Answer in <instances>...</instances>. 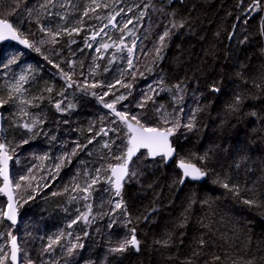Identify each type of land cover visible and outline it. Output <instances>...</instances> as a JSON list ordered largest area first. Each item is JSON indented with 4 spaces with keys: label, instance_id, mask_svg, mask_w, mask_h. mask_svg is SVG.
Segmentation results:
<instances>
[{
    "label": "trees",
    "instance_id": "obj_1",
    "mask_svg": "<svg viewBox=\"0 0 264 264\" xmlns=\"http://www.w3.org/2000/svg\"><path fill=\"white\" fill-rule=\"evenodd\" d=\"M73 1L74 9L69 11L68 20L74 26H85L92 13L83 16L78 11L80 1ZM145 2L146 8H140L144 16L138 30L140 47L136 65L121 79L132 87L124 88L117 84L105 97V102L110 103L115 96L126 95L127 99L116 104L117 110L130 115L139 114L142 122L154 127H166L155 111L160 105L169 114V120L179 119L181 125L187 122L194 110H203L196 113V127L192 131L181 126L172 135L171 142L176 149V159L172 164H166L161 157L151 160L140 154L133 160L130 169L137 172V177L126 182L122 191L129 215H121V210L114 209V204L106 200L107 197L112 200L120 197L117 199L113 192L105 191L110 185L102 179L95 187L102 197L97 209L94 206L97 216L94 220L90 216L92 222L85 224L88 232L82 239L84 247L69 256L65 232L60 244L53 245L52 250L57 255H64L63 258L69 262L67 264H247L249 260L264 264V208L245 205L214 183L218 176H230L240 185L241 197L264 203V0L256 9L251 8L252 0ZM46 3L49 0H0V18L8 19L40 48V52H36L23 47L24 57L38 65L27 93V100L35 105L31 106L30 112L44 121L42 130L32 135L38 137L27 143L19 139L16 144V150L22 157L20 170L23 176H28L25 172L32 156L44 149L49 139H67L58 181L49 184L50 187L39 197L35 195L24 205H17L19 218L27 215L36 223L33 236H28L23 244L19 243L24 264H28L29 259L33 264L38 263L45 252L42 245L44 231L65 220L63 209H76V205L68 207L71 203L68 188L75 176L76 160H87L90 171L92 166L95 172L101 169V177L109 174L103 170L109 164L118 163L113 158H102V150L98 149L96 163L93 164L92 153H87L88 148L104 139L100 136L101 128L109 130L120 124L111 110L93 98H66L63 84L46 71L48 68L54 71L72 68L73 81L80 85L83 81L81 76L88 67V59L78 52L80 36L62 35L58 38L59 43L53 45L48 42L50 38L37 28L42 18L41 9ZM181 21L185 26L172 30L173 34L162 52L163 59L154 63L153 49L158 46L159 35L172 22ZM41 40L45 42L41 43ZM6 45L0 44V53H4L2 48ZM45 57L61 68L48 66ZM149 68L152 69L150 72ZM133 71L136 72L135 78L131 75ZM92 79V83L105 85L91 88L100 92L108 91L106 85L115 84L118 80L112 71L105 72L103 68L97 70ZM177 83L181 84L182 92L173 87ZM150 85L159 95L149 92ZM212 85L220 91H211ZM48 88L52 91H47ZM161 88H172V91H161ZM145 94L153 95L155 103L149 101L144 108L137 107ZM236 95L242 96L243 101L239 110L233 112L228 106ZM174 96H183V100L178 102ZM58 101H63L61 107L65 111H57L55 103ZM69 104L75 107L68 109ZM253 112L255 116L251 115ZM126 131L122 125L117 134L123 149ZM71 139L87 147L71 150ZM90 139L93 140L91 144L88 143ZM141 153L146 154V151ZM205 153H209L212 159L201 164L199 158ZM181 159L211 169L206 181L202 184L187 181L180 187L181 173L176 162ZM13 165L11 160L12 169ZM14 182L20 181L14 178ZM29 191L30 188L27 192L23 188L17 193L14 190L16 200L17 195L25 200ZM0 200L5 203L6 199L0 195ZM193 200L195 203L189 208ZM185 217L187 221L181 227ZM128 220H131L130 224ZM2 223L6 230L18 235V227L5 220ZM109 224H112L111 228ZM131 228L136 229V237L141 242L140 251L136 253L129 248L124 253H111L110 249L120 240L131 236ZM201 239L206 242L203 246L199 243ZM165 240L168 241L167 247L156 243ZM217 256L219 260L214 259ZM58 262L59 259H51L48 264ZM6 264L11 262L7 260Z\"/></svg>",
    "mask_w": 264,
    "mask_h": 264
},
{
    "label": "rangeland",
    "instance_id": "obj_2",
    "mask_svg": "<svg viewBox=\"0 0 264 264\" xmlns=\"http://www.w3.org/2000/svg\"><path fill=\"white\" fill-rule=\"evenodd\" d=\"M79 1L80 5L78 6V8L80 6H83L84 8L81 9L80 7L78 11H81L82 14L86 10L92 13L91 20L85 22V26H74L72 25L70 20H68L69 11H72V9H74L73 0H51V2L46 3V7L43 6V8L41 9L42 14L40 17L42 18L37 23V28L40 29L41 26H46L48 28H51L53 31H57L60 28L71 29L72 27L82 29L79 34L74 33L72 35L81 37V44L78 52L84 54L86 59H88V67L86 68V71H84L83 77L81 76V78H83L82 83L80 85H75V82L73 81L72 68H68L64 71H54L48 68L46 69V71L63 84L62 86L64 87V96L66 98H69L70 96H79L83 98H93L95 100H98L97 96L102 95L104 92L92 91L91 88H89L88 92L85 93L80 90L81 87L84 86L85 81L88 84H91L93 81L92 76L97 72V70L99 71L102 68L103 71H105V68L108 69L105 72L112 71L118 80H121L123 76H126L127 71L129 70L127 64V48L133 46V41H135L134 53L132 56L133 67L136 65V61L138 58L137 52L140 47L138 30L143 24L144 16L143 11H141L140 8H146L147 4L145 0H97V2L102 5L108 3L109 7L96 8L93 12L90 10L94 7V5L92 4V0ZM40 3L41 1L38 3V5H40ZM121 9L123 11H121ZM116 12H120V15L116 16V20L114 21L116 26L114 27L112 24H109L107 17L110 15H115ZM76 16L77 13L75 17ZM128 20H131L132 23L128 24L127 28H124V25ZM105 25H107V27H105ZM101 29H103V31H100ZM121 29H123L124 31L122 34ZM62 35L67 34L62 33L58 38H61ZM93 36H95V39H92ZM121 38H123V44L120 43ZM104 43L112 46L107 50L100 48V45ZM12 44L14 43H9L2 48L4 53L3 57L0 59V100L8 101V103L0 106V143L6 144L9 149V155L12 156L11 160L12 164L14 165L13 169L11 168V180L13 183H15L14 178L15 180L17 179V181H19V178L23 176L22 171L20 170L22 157L16 150V144L19 139L28 142L30 139L38 137L32 135H36L42 130L44 121L39 116L32 113V111L30 112V110L32 109L31 106H35L34 103L32 101V104L26 103L28 102L27 93L29 92V88L33 84L32 80L35 76L34 71L35 68L38 67V65L30 58L24 57L26 53L22 46L18 47ZM33 44L35 45V42ZM89 44H91V47L88 46ZM117 46H119L121 50L118 51ZM98 48H100L99 52L96 51V49ZM13 56L16 59V63L9 65V67L7 68L3 67V64L7 63V59ZM46 61L48 63V66L52 65L53 68H61V66L59 64H56L53 60L47 59ZM42 67L45 68L44 65H42ZM64 73H68L71 76V79L74 82L72 87H68L69 81L65 79L63 75ZM21 75H24L26 79L25 81L20 82L21 92L16 93L13 91V86L17 84V81H19V77ZM76 88H78L77 91ZM92 92L97 93V96L91 95ZM10 95L13 97L12 99H9ZM25 113H27V115H25ZM33 121H38V123L35 124L31 131L23 127L24 124H32ZM121 127V124H117L116 128H111L117 129V131H108L105 129V131H108V134H100V136L104 137V139L101 140L99 144H94L92 147L87 149L88 154L92 153L91 161L93 164L96 163L95 154L96 150L98 149L102 150V158L108 159L113 158L115 154L120 155L124 151L122 146L118 143L119 140L117 138V134L119 133V129ZM9 133L10 136L8 135ZM62 139L63 140H60L58 137L55 140L49 139V141H47L46 147L39 151L37 154H34V156H32V159L29 161L28 168L25 174L31 177L34 176L35 179L31 180L32 188H30L29 193H27L28 196L31 195L34 197L35 195H37L39 197L40 194L44 193L45 190L50 187L49 184H54L56 181H58L61 167L57 169L56 165L60 164L62 166L65 157V146L67 143L66 137H62ZM71 141V150L77 148V141H74L72 139ZM105 142H107L110 147H104ZM76 164L77 169L75 171V176L71 178L68 188L69 200L71 202L68 204V207L72 208L76 205V209H63L65 220L61 221L58 224H52L55 226H50L48 229H46V231H44V235L42 238V245L44 246V248L48 246L50 238H55L61 232H63L64 234L65 232H67V243L65 246L66 250L73 243L85 244L82 239L84 233L88 232V226L85 225V223H83L82 221L72 225L71 228H69L68 225L72 220L76 219L80 215V213L87 212L88 209L86 205L88 204L92 205V220H94L93 217L97 216L98 212L96 211V209L100 198H102L98 195L97 191H91L89 199L84 200L82 199V197L85 195V193L81 192L79 189L73 190L75 188V185L77 184H79L81 188H83L86 185V182H90V178L94 175V173H96L94 166H92V171H90L88 161H82L80 158L76 160ZM85 173H88V175L86 176ZM96 185L94 186V189ZM33 189H35V191H33ZM15 192L17 193L18 190H15ZM72 197H76V199L73 200ZM116 198L118 199V197ZM106 200L109 202L110 200H112V198L107 197ZM17 201L22 205L25 204L24 200L18 198V195ZM94 206L96 207V209L94 208ZM6 207L7 201L5 200L4 203L2 200H0V211L6 210ZM60 213H62V211ZM35 224L36 223L32 219H29L27 215L19 218V224L17 226L18 235H14L11 230L7 229V231L3 226V223L0 222V250H2L0 251V256H3L5 253H7L9 256L8 260L10 261L9 244L11 241V237L8 235V233H11L12 236H15L17 238L20 244H23L28 236H33V228ZM68 233H71V235L69 236ZM77 236L80 237L79 241L75 239ZM66 255L67 254H65V256ZM63 256L64 255L61 254H55L53 250L44 252L37 264H48L51 259H59L58 264L69 263L66 258H63ZM19 264H24L21 257Z\"/></svg>",
    "mask_w": 264,
    "mask_h": 264
},
{
    "label": "snow or ice",
    "instance_id": "obj_3",
    "mask_svg": "<svg viewBox=\"0 0 264 264\" xmlns=\"http://www.w3.org/2000/svg\"><path fill=\"white\" fill-rule=\"evenodd\" d=\"M51 2V0H49ZM92 4L94 5L93 8H91V11H95L96 8L101 7H107V4H100L97 2V0H92ZM261 4V0H252V9L259 8ZM46 7V5H45ZM121 11H123L121 9ZM31 12V10H29ZM89 15V11H84L83 16L87 17ZM120 15V12H116L115 15H110L107 17L109 24H112L114 27L116 26L114 21L116 20V16ZM82 23V21H80ZM132 23L131 20H128L127 23H125L124 28H127V25ZM185 26V22L181 21L179 23L172 22L170 27H166L165 30L161 35H159L158 38V46H156L153 49L154 52V63L156 61H159L163 59L162 52L164 48L167 46V39L170 38V36L173 34V29H180ZM107 27V25H105ZM41 32L45 33L50 39L49 43L55 45L59 43L58 37L61 36L62 33L67 34L69 37H71L74 33L79 34V32L82 30L77 27H72L71 29L68 28H60L57 31H53L51 28H48L46 26H41L39 29ZM100 31H103L101 29ZM123 31V29H121ZM98 34V33H97ZM92 39H95V36L92 37ZM246 39V38H245ZM0 41H17L19 44L24 45L26 48H32L36 52H40V48L36 47L26 36L22 34V32L14 26L13 23L9 22L6 18H0ZM45 41L41 40V43H44ZM72 43H75L74 40L71 41ZM121 44H123V38H121L120 41ZM91 47V44L88 45ZM112 45H109L107 43L101 44L100 48L107 50ZM134 47H135V41H133V46L127 48L128 52V68H133V61L132 56L134 53ZM100 48L96 49V51H100ZM117 50H121L119 46H117ZM3 54L0 53V58H2ZM47 59V57H45ZM16 63L15 57H9L7 59V63L3 64V67L7 68L9 65ZM108 69L105 68V71ZM152 69L149 68L148 71L150 72ZM65 79L69 81L68 87L73 86V81L71 79V76L68 73L63 74ZM131 75L133 78H135L136 72H131ZM143 75V73H141ZM26 77L24 75H21L19 77V81H17V84L13 86V91L16 93L21 92L20 82L25 81ZM160 83H163V79H161ZM120 85L124 88H131L132 85L130 83H124L122 80H117L115 84H108L106 85L108 91L104 92L102 95L97 96V93L92 92L91 95L97 96V99L103 104V106L107 109L111 110V113L114 114V116L117 118L120 124L126 128V143L124 146V151L120 155L113 156V159L118 161V163L115 164H109L106 169H104L105 172H108L109 174L101 177V169H96V175L92 176L90 178V182H86V185L81 188L79 184L75 185V188L73 190L79 189L81 192L85 193V195L82 197V199L87 200L89 199L91 195V191L95 190L94 186L101 182L103 179V182L110 185L109 189H105V191H111L114 194V197H120L119 200H110L109 203L114 204V209H120L121 215H129L127 211V207L125 205V202L122 197V191L124 188V184L128 182L129 180H132L137 177V172L134 169H130V165L133 163V157H137V154L140 153L141 156L144 158H152L153 160L155 157L160 156L162 160L166 163L169 158L173 156L174 149L171 146V143L169 141V138L175 134L177 130L181 126H183L188 131H192L196 127V113L199 111H202V108H197L193 111L190 118H188L187 122L181 125L179 119L176 120H169L168 113L166 111H163L164 106L160 105L158 106L155 111L159 114L161 122L166 125V127H154L149 126L146 123L142 122L140 119L139 114H129L126 111H120L117 110L116 104L127 99V96L124 94H121L119 96H115V99L112 102H105L104 97L107 96L109 93L112 92V90L116 87V85ZM105 85H102L100 83H92L88 84L85 81V84L83 87H81V91L87 93L89 88L95 89L97 87H102ZM177 92H182L183 89L181 88V84L177 83L173 86ZM172 91V88L164 89L161 88V91ZM47 91L51 92L52 89L48 88ZM211 91L218 92L220 89L216 87L215 85L211 86ZM149 92L154 93L155 95H159V92H156L155 89L149 86ZM60 95H63V93H60ZM114 95V93H113ZM13 97L10 95L9 99H12ZM174 99H176L178 102L183 100V96H174ZM151 101L155 103V100L153 98V95L145 94L144 99L142 102H140L137 107L144 108L146 104ZM243 101V97L240 95H236L234 98V102L230 104L229 110L230 111H238L239 107ZM8 103V101L0 100V106L3 104ZM23 103V102H22ZM30 103V101L26 102ZM63 101H58L55 103V108L57 111H65L66 109L62 108ZM74 104H69L67 106L68 109L74 108ZM182 112L183 109H180ZM27 115V113H25ZM251 115L255 116L256 113L253 112ZM117 121H113V123H116ZM38 123V121H33L32 124H24L23 127L28 129L29 131L32 130V128L35 126V124ZM67 123V121H65ZM91 130V129H89ZM108 131H117V129H109ZM108 131H105V129L101 128L100 133H103L104 135L108 134ZM100 133H97L99 135ZM54 139V137H53ZM95 139V137H93ZM93 142L92 139L88 141L89 144ZM24 143H27V141H24ZM87 147V145H77L78 149H83ZM104 147H110V145L105 142ZM141 149L146 150L145 153H141ZM72 155H75V151L72 153ZM139 158V157H138ZM12 159V156L9 155V149L4 143H0V176L3 177V187H0V193H4L7 196V207L6 210L0 211V222H2L3 219H6L10 221L12 224H16L17 222V213H18V201L14 198L13 190H20L23 188L25 192L28 191L29 188H32L31 180H34L35 177H29V176H21L19 178L20 182L13 183L12 180H10L8 175V162ZM201 161V164H204L206 161L210 162L212 157L209 153H205L204 156L199 158ZM247 159V157H245ZM70 162V160H69ZM57 169L61 167L60 164L56 165ZM236 167H239V164L236 165ZM179 168L182 169V176L181 179L178 181L179 184H183L186 179H191L193 181L202 180L204 177H206L209 174V171L211 169L207 168L206 166H198L196 163L191 162V160H184L181 159L179 163ZM87 176L88 173H85ZM25 182V183H21ZM214 183L218 184L220 187L224 188L228 193H231L233 197L238 198L242 201L243 204L248 205L250 207H259L264 208V203L258 202L256 199H248L241 197V187L239 184L235 183L233 181V178L230 176H226L224 178H220L219 176L214 181ZM151 187V185H149ZM35 191V189H33ZM67 191V189H65ZM55 195V193H54ZM34 197L29 195L27 199L24 200V203H27L28 200L33 199ZM72 199H76V197H72ZM195 203V201H191L189 204V208L191 207V204ZM203 203H207V201H204ZM22 206V205H21ZM87 212L80 213V215L71 221V223L68 225L69 228L72 227V225L77 224L78 222H83L85 224H89L92 221L89 219L90 216H92V205L88 204L86 205ZM147 219V217H144ZM95 219V217H93ZM187 218L185 217L184 222L180 225L181 227L184 226L186 223ZM115 223V221H113ZM127 223H131V220H128ZM110 228L112 227V224L108 225ZM131 236L126 237L118 242V244L115 247H112L110 249L111 253H124L129 248H133L136 251H140V241L136 238V229L131 228L130 229ZM8 235L11 237V261L12 264H17V254L20 251L18 245H17V238L15 236H12L11 233H8ZM64 233L61 232L59 235H57L55 238H50V242L48 246L44 249L45 252L51 251L53 248V245L60 244L61 240L64 238ZM70 236L71 233H68ZM85 236H87V232L84 233ZM77 241L80 240V237L77 236L75 238ZM156 243H162L164 247L168 246V241L165 240L163 242L157 241ZM200 245L203 246L206 242L201 239L199 241ZM84 245L82 243H73L68 249L67 254L71 256L73 252L78 248H83ZM2 251V250H0ZM9 259V256L7 253H5L3 256H0V264H5V262ZM214 259L219 260L220 257H215ZM28 264H33V261L31 259L28 260ZM235 264V262H234ZM247 264H255L254 260H249Z\"/></svg>",
    "mask_w": 264,
    "mask_h": 264
},
{
    "label": "water",
    "instance_id": "obj_4",
    "mask_svg": "<svg viewBox=\"0 0 264 264\" xmlns=\"http://www.w3.org/2000/svg\"><path fill=\"white\" fill-rule=\"evenodd\" d=\"M158 1H159V2H165V1H167V0H158ZM170 1L175 2V1H181V0H170ZM9 43L19 44L17 41H0V44H1V45L9 44ZM19 45H21V44H19ZM21 46H24V45H21ZM24 47H25V46H24ZM0 130H1V116H0ZM171 137H172V136H171ZM171 137L169 138V141H170V143H171L172 148H173L175 151H174V153H173V156H172L171 158L168 159V161L166 162V164H172L173 161L176 159V149H175V148L173 147V145H172ZM142 151H146V150H145V149H141V152H142ZM139 154H140V153H138L137 156H138ZM159 157H160V156H157V157H155V159H156V158H159ZM136 158H137V157H133V160L136 159ZM150 159L153 160L152 158H150ZM179 163H180V161H177V162H176V167H177V170L181 173V176H182V169L179 168ZM8 175H9V178H10V180H11V160H9V162H8ZM0 179L2 180V185H1V187H3V177L0 176ZM206 179H207V176L204 177L202 180H198V181H193V180H191V179H186L185 182H184L183 184H180V187H182L187 181H188V182H191V183L202 184V183H204V182L206 181ZM0 195L3 196V197L6 199V201H7V196H6L4 193H0ZM13 195H14V198L16 199V197H15V193H14V190H13ZM147 218H148V216H147ZM5 221H6L7 223H9L11 226H13V227H17L18 224H19V211H18V213H17V222H16V224H12L10 221H8V220H6V219H5ZM136 238H137V237H136ZM17 245H18V247H19V249H20V246H19V242H18V240H17ZM9 248H10V256H11V241H10V244H9ZM134 250H135V249H134ZM135 252L138 253V251H136V250H135ZM20 255H21V253H20V251H19L18 254H17V264H19V262H20ZM10 262H11V264H12L11 258H10Z\"/></svg>",
    "mask_w": 264,
    "mask_h": 264
}]
</instances>
